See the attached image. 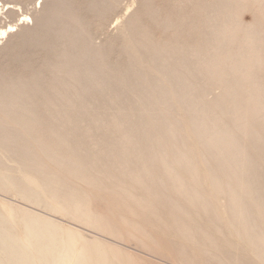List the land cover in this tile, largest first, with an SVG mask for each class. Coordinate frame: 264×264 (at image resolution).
<instances>
[{
	"label": "bare ground",
	"instance_id": "6f19581e",
	"mask_svg": "<svg viewBox=\"0 0 264 264\" xmlns=\"http://www.w3.org/2000/svg\"><path fill=\"white\" fill-rule=\"evenodd\" d=\"M177 1L198 6V40L155 38L132 0L122 66L92 30L121 0H0V53H47L0 63V191L75 222L1 192L0 264L147 260L112 238L182 264H264V0Z\"/></svg>",
	"mask_w": 264,
	"mask_h": 264
},
{
	"label": "rangeland",
	"instance_id": "374dc122",
	"mask_svg": "<svg viewBox=\"0 0 264 264\" xmlns=\"http://www.w3.org/2000/svg\"><path fill=\"white\" fill-rule=\"evenodd\" d=\"M36 1L39 2L40 0H36ZM130 3H132V0H121V4L119 6V9H117V11H112V13H109V15H107L105 17L96 18L93 21V25H92V27H93L92 30H94L93 32L95 33L96 42H107L108 41L107 38L112 36V38H111L112 40L109 38L112 42H107L110 45H112V47L114 48V52H113L114 54L112 53L111 57L117 63H119L122 66H126L128 64V59L123 54L122 55H118L120 52H122V45L123 44H122V41L119 40L118 38H116L114 35H116L117 32H118L117 29H116L117 21H118V19L121 16H123V14H126L127 7L130 5ZM152 4H153L154 10L157 11V15H155V16L150 15V14H146L145 10L148 7L147 1L138 0V5H139V8H140V13H141L140 14L141 20H142L143 24L147 27V29H149V32L151 33V35H153L155 38H159L160 40L165 39V41L166 40L167 41H174V42H178V43H181V44L182 43L191 44V42L195 43V41L198 40V38H199V35H198L199 34L198 33L199 29L197 28V26H198L197 20L199 19V17L197 18V15L200 16V12H199V8L196 5V3H191V2L182 3V2H178L177 0H152ZM122 12H123V14H122ZM19 13H21V11H19ZM246 17L247 18H253L254 17V12L252 10H248L246 12ZM16 18L19 19V20L24 19V17L22 15H18ZM154 18L155 19L157 18V19L155 20ZM161 18H163V20H165L167 18L174 19V21L177 22V25H175L171 29H168V28L166 29L163 26V22L164 21L160 20ZM195 18H197V19H195ZM107 19H109V21H107ZM147 19H149V20H147ZM151 20L153 21L152 23H151ZM158 21H161L160 22L161 24H159ZM179 22H181V23H179ZM173 28H174L175 31L173 30ZM188 36H189V38H186ZM179 39H183L182 40L183 42L181 40H179ZM101 40H103V41H101ZM38 49L39 50H36V49L31 50L32 53H31V51H27V52L25 51V52H23V54H22V52H20L18 50L19 52L18 51L17 52L22 54L21 55L22 60L20 62H18L15 59H13L12 56L9 57V56H5L4 53H0V63H2L3 65H6V66L14 67V68L18 67V69H23V67H25L24 66V61H31L33 66L38 65L40 63L41 59L44 56H46V54H47L45 49H42V48H38ZM33 51H35V52H33ZM8 53L10 55V52H8ZM27 53L30 54V55H26ZM4 56L6 58H4ZM28 56H30V57H28ZM11 62H13V63H11ZM7 162L9 164L11 163L10 165H12V166L17 167L15 165H13V163L10 162L9 160H7ZM1 192L2 191H0V193ZM2 194H3L2 196H3V198L5 200H8L10 202L13 201L14 203L22 205V206L25 205V207L26 206L27 207L30 206V208H33L37 212H40V213L45 214L47 216H51L52 215V217L59 218L61 220L63 219L66 223H70V224L74 223V225H75V222L69 221L71 219L59 217L61 215L58 216V214L53 213L49 209H45L43 207L36 206V205L33 206L32 204L28 203L27 201L15 196V195L12 196V195L7 194V193L4 194V192H2ZM12 198H14V200H12ZM91 205H92V208L98 214L107 215V213H109L108 215H110V212H111V209H112L111 205L106 200L102 199L101 197H98V196L94 197L91 200ZM41 211H43V212H41ZM111 214H112V212H111ZM115 218L116 217H114V219ZM76 224H78V223H76ZM78 226L83 228V229H85V231L90 236L106 237V236L100 235L101 233L95 231L94 229L84 228L85 226H83L81 224H78ZM110 238H107V239H109V240L116 239V240H113V241L118 246L119 245L121 247L123 246V248H127V249H129L131 251L133 250L134 253H138L139 255L141 254L140 256H143V257L147 258V260L145 262H144V260L142 261L141 259H138L139 260L138 264H156V263H154L152 261H156V262L158 261L157 264H161V263L162 264L163 263L164 264H182L178 260L174 261L176 259H173V258H169L168 259L167 257H164L163 255L161 256L160 254L155 253V252H153L151 250L148 251L147 249L140 248L139 246H135L136 244H134L131 241L128 242L126 240H122V239H118V238H112V239H110ZM117 241H118V243H117ZM164 244H166V243H164Z\"/></svg>",
	"mask_w": 264,
	"mask_h": 264
}]
</instances>
